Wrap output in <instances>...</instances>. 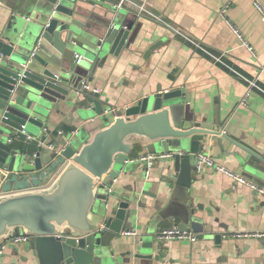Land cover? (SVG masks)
Masks as SVG:
<instances>
[{
    "label": "water",
    "instance_id": "1",
    "mask_svg": "<svg viewBox=\"0 0 264 264\" xmlns=\"http://www.w3.org/2000/svg\"><path fill=\"white\" fill-rule=\"evenodd\" d=\"M95 5L92 0H34L32 16L0 33V239L29 235L15 248L23 252L22 264H130L152 256V240H128L122 233L135 217L132 205L139 204V194L150 193L140 178L116 204L108 199L113 181L128 172L127 154L137 143L168 153L167 176L181 198L172 199L164 218H177L180 229L197 231L200 218L187 198L195 153L208 134L219 135V144L225 136L214 122L188 114L179 88L158 86L116 110L98 91L82 87L135 37L121 7L109 5L97 16ZM63 103L73 105L85 123L74 135L49 149L20 141L21 131L33 133L30 127L40 128ZM88 125L100 130L82 144L81 131ZM135 133L147 141L123 142ZM38 138L44 143V135ZM257 172L264 183V170ZM206 232L220 241L221 234ZM118 246L125 248L116 252Z\"/></svg>",
    "mask_w": 264,
    "mask_h": 264
},
{
    "label": "crops",
    "instance_id": "2",
    "mask_svg": "<svg viewBox=\"0 0 264 264\" xmlns=\"http://www.w3.org/2000/svg\"><path fill=\"white\" fill-rule=\"evenodd\" d=\"M92 1H96L97 16L116 3V0ZM137 1L145 2L184 35L163 23L138 16L129 6H122L135 37L129 47L98 67L91 81L85 80L89 88H95L100 98L116 110L136 103L158 86L162 91L183 90L188 114L196 120L214 122V128L225 135L220 137L219 144V135L208 134L201 145L219 163L264 185L257 172V169L264 170V92L250 88L245 103H240L248 82L228 67L255 80L264 89V21L253 0H229L224 12L221 10L227 0ZM258 1L264 6V0ZM33 2L0 0V33L11 32L26 14L32 16ZM188 37L211 52L222 54L228 66L198 48ZM136 116L130 115V118ZM84 124L73 105L63 103L51 111L40 128L30 127L33 133L25 130L26 134L33 135L31 138L21 134L19 139L24 144L49 149L48 143L61 144ZM85 129L81 131L85 138L82 144L100 130L97 125H88ZM41 135L45 136L44 143L39 141ZM133 140L147 141V138L135 133L123 142L131 144ZM131 147L127 154L129 170L113 181L108 199L116 204L132 189L136 176L140 178L150 193H140L139 204L132 205L136 213L128 228L138 234L123 237L152 240L156 249L152 256L133 258L130 264H264V236L234 235L264 232V195L245 185L233 187L228 176L208 167L200 172L193 169L187 189L188 204L200 218L198 230L193 231L197 239L156 242L157 230L178 224L177 218H164L169 213L163 211L172 199L181 198V193L174 180L167 176L165 156L159 157L145 176L143 164L131 159L147 148L140 143ZM3 179L4 171L0 169V192ZM208 230L221 234L218 243ZM202 232L204 236L198 237ZM22 244H9L0 255V264H22L23 252L15 249ZM124 248L118 246L116 252Z\"/></svg>",
    "mask_w": 264,
    "mask_h": 264
},
{
    "label": "built area",
    "instance_id": "3",
    "mask_svg": "<svg viewBox=\"0 0 264 264\" xmlns=\"http://www.w3.org/2000/svg\"><path fill=\"white\" fill-rule=\"evenodd\" d=\"M253 3H254L255 8L260 13L261 20L264 21V6L258 0H253ZM228 4H229V0H227V2L224 4V6L221 10L222 12L225 11L226 6ZM115 5L117 7L129 6L138 16L147 17V18L153 19L157 22L163 23L166 26H168L170 29H172L175 33L183 34V32H181L178 28L172 27L165 20V18H163V16L160 13H157L154 10H152L151 8H149L145 2H139L137 0H116ZM233 30L235 31V33L239 37H241L240 32L236 28L233 27ZM188 40L191 41L193 44H195L198 48H200L201 50L206 52L207 54L211 55L216 61H219V62L225 64L226 66H228V64L223 60L222 54L218 55V54L211 52L208 48L202 46L200 43H198L196 40H193L190 37H188ZM243 43L247 46L248 49L252 50V47L248 44V42L246 40H243ZM228 67L236 75H238L239 77L243 78L244 80H246L248 82L247 89H246L245 93L243 94V96L240 100V103H245V100H246V97H247V94H248V91L250 88L255 87V88L264 92V89L261 88L255 82V80H250L246 76H244L242 73L233 69L232 67H230V66H228ZM82 87L90 89L88 82H86L85 80H83V82H82ZM93 89H95V88H93ZM44 129H46V128H44ZM59 131L61 132V130H59ZM20 134H25L26 138H31V135L26 134L25 131H21ZM47 145L49 146V148L53 147L52 143H48ZM162 156L167 157L168 153L153 152V151L146 150V151H143V152L137 154L131 160L140 161L144 167V175L148 176L150 168L154 165L155 161L159 157H162ZM205 167L214 169L217 172H220V173L228 176L232 180V186L233 187H236L239 185H245V186L249 187L251 190L257 192L258 194L264 195V185L259 184L253 180H250L246 176H244L242 173L234 171V170L226 167L222 163H219L218 161H216L213 158V156H211L209 154V152L205 148V145L203 144L201 146V149L195 153L194 169H195V171L200 172ZM122 233H123V235H133V236L138 234L136 232V230H134L133 228H127V229L123 230ZM234 235H236V236H240V235L241 236L242 235L264 236V232H259V231L258 232H241V233H236ZM28 238H29V235H27L25 233H19V234L12 236L11 238H8V239H0V255L4 252V250L6 249V247L9 244L18 245V244H21V243L25 242L26 240H28ZM172 239L194 241L197 239V235L193 231L180 229L178 227V225L163 227L154 233V240L158 243H163L165 241L172 240Z\"/></svg>",
    "mask_w": 264,
    "mask_h": 264
}]
</instances>
